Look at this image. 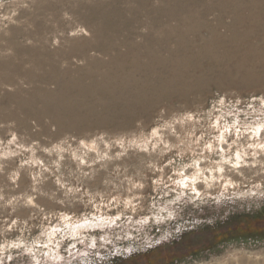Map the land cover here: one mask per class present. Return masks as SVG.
Returning <instances> with one entry per match:
<instances>
[{
  "label": "rangeland",
  "instance_id": "obj_1",
  "mask_svg": "<svg viewBox=\"0 0 264 264\" xmlns=\"http://www.w3.org/2000/svg\"><path fill=\"white\" fill-rule=\"evenodd\" d=\"M138 6L0 0V58L21 45L19 56L57 61L90 39L108 9L146 31L143 13L139 25L124 20ZM103 57L88 50L58 64L74 70ZM214 77L220 84L189 103L163 100L92 126L57 127L49 114L1 102L0 264H264V77Z\"/></svg>",
  "mask_w": 264,
  "mask_h": 264
},
{
  "label": "bare ground",
  "instance_id": "obj_2",
  "mask_svg": "<svg viewBox=\"0 0 264 264\" xmlns=\"http://www.w3.org/2000/svg\"><path fill=\"white\" fill-rule=\"evenodd\" d=\"M137 1L140 6L126 12L124 20L139 25L137 18L143 13L141 25L146 31L124 25L123 15L108 9L88 28L89 40L59 56L67 63L70 57H84L88 50L106 56L88 59L84 67L69 70L58 64L59 59L19 56V45H14V56L0 58V93L7 87L14 90L4 94L0 104L10 100L25 116L49 114L57 127L62 120L92 126L116 114L122 116L121 121H129L135 117L133 108L144 110L163 100L189 103L190 93L220 84L214 76L230 85L264 77V0H156L154 7L147 6L148 0ZM24 84L29 90L21 88ZM35 103L42 108L29 111L28 106ZM222 170L219 167V175Z\"/></svg>",
  "mask_w": 264,
  "mask_h": 264
},
{
  "label": "clouds",
  "instance_id": "obj_3",
  "mask_svg": "<svg viewBox=\"0 0 264 264\" xmlns=\"http://www.w3.org/2000/svg\"><path fill=\"white\" fill-rule=\"evenodd\" d=\"M156 243H160V241L158 240V241H156ZM127 251H128V255L130 256L132 254V250L131 249H128Z\"/></svg>",
  "mask_w": 264,
  "mask_h": 264
}]
</instances>
